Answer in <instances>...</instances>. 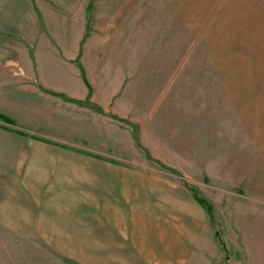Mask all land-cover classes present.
<instances>
[{
	"label": "crops",
	"instance_id": "obj_1",
	"mask_svg": "<svg viewBox=\"0 0 264 264\" xmlns=\"http://www.w3.org/2000/svg\"><path fill=\"white\" fill-rule=\"evenodd\" d=\"M106 2L0 0V115L52 135L53 143L113 152L121 159L131 158L143 145L167 167L187 174L188 167H198L204 159L199 142L204 126L202 87L185 79L183 56L173 60L168 50L162 64L147 60L141 65L140 35L151 34L150 28L134 14L133 0ZM146 43L149 48L154 45L150 39ZM12 136L31 145H58L0 128L2 162L14 150ZM92 161L107 167L94 182L102 196L96 216L104 231H115L117 238L128 241L129 245H121L131 248L123 251L126 263H134L136 254L145 256L140 243L146 239L168 250L166 263H192L193 248H200L199 263L203 256L206 264H233L216 255L221 249L218 229L214 226L211 236L205 234V209L185 186L143 172L130 159ZM24 166L3 163L1 167ZM87 178L90 181L85 183L92 184V177ZM9 196L4 204L17 206L20 212L0 214L1 225L22 229L39 222L37 209L46 204L21 193ZM50 207L63 210L66 205L56 202ZM88 215V222L84 217L73 231H86L92 217ZM54 217L46 213L41 223H76L74 215L69 219L60 212L58 220ZM244 237L254 243L257 254L247 252L243 263L264 264V236ZM211 249V255H205Z\"/></svg>",
	"mask_w": 264,
	"mask_h": 264
},
{
	"label": "rangeland",
	"instance_id": "obj_2",
	"mask_svg": "<svg viewBox=\"0 0 264 264\" xmlns=\"http://www.w3.org/2000/svg\"><path fill=\"white\" fill-rule=\"evenodd\" d=\"M101 1L115 3V0ZM133 3L134 14L142 17L145 22L142 25L149 27L151 33L140 35L141 65L147 60L157 66L162 64L164 51L168 50L173 60L183 56L185 79L202 87L204 126L199 142L203 162L198 167H188L189 173L184 174L164 165L143 145L131 158L121 159L113 152H92L82 145L53 143L52 135L20 120L12 124L0 120V128L14 134L16 131L58 144L31 145L22 141L25 138L12 136L14 150L7 153V162H2L0 153V214L20 212L17 206L4 204L9 202L10 194L21 193L34 201L37 197L42 205L46 204L37 209L39 222L32 226L20 229L21 226L15 225V229H10L0 223V264H180L166 263L171 255L168 250L146 239L141 241L140 248L151 262H145L147 258H138L137 254L134 263L125 262L128 258L123 251L129 252L131 248L121 245H129L128 241L117 238L115 231H104L98 222L100 217L96 216L102 196L99 183L94 182L105 175L107 167L93 162L94 159L110 162L130 159L143 172L179 182L195 200L204 202V223L208 225L205 234L211 236L214 226L218 229L221 249L216 255L233 264H245L243 257L247 252L257 254L254 243L244 235L264 236V0H133ZM149 39L154 43L150 48L146 43ZM189 87L190 91L194 88L191 84ZM3 163L25 166L1 167ZM200 171L203 173L199 174ZM87 177H92V184L85 183L90 181ZM56 202H64L65 209H52L50 203ZM60 212L69 215V219L76 216L75 225L41 223L44 214H55L58 220ZM89 213L91 224L84 226L86 231H73L84 217L88 222ZM199 251L200 248H193L189 264L199 263L196 260L197 254H202ZM211 252L212 249L205 255ZM204 258L199 264H206Z\"/></svg>",
	"mask_w": 264,
	"mask_h": 264
},
{
	"label": "trees",
	"instance_id": "obj_3",
	"mask_svg": "<svg viewBox=\"0 0 264 264\" xmlns=\"http://www.w3.org/2000/svg\"><path fill=\"white\" fill-rule=\"evenodd\" d=\"M0 120L1 121H4L6 123H10V124L13 123L10 119H7L6 117H4L2 115H0ZM196 201H197V203H199L201 206H203L205 208V204H204V202L202 200H200L199 198H197ZM206 209H209V208H206Z\"/></svg>",
	"mask_w": 264,
	"mask_h": 264
}]
</instances>
